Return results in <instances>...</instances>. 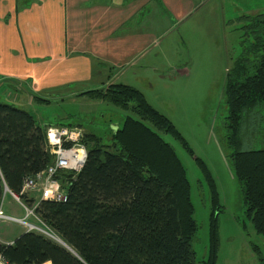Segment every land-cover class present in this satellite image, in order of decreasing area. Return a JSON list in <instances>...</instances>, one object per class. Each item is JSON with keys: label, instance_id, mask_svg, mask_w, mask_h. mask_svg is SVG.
Returning <instances> with one entry per match:
<instances>
[{"label": "trees", "instance_id": "trees-1", "mask_svg": "<svg viewBox=\"0 0 264 264\" xmlns=\"http://www.w3.org/2000/svg\"><path fill=\"white\" fill-rule=\"evenodd\" d=\"M246 18L251 40L227 74L224 127L245 215L264 240V149H241L264 120V13ZM78 96L104 101L137 118L126 116L106 139L84 132L87 158L65 186L67 200L41 201L35 209L72 252L41 234L24 232L12 245L0 243L4 259L10 264H216L221 207L215 184L195 158L209 182L212 204L208 253L198 259L192 246L198 225L190 185L174 149L160 135H172L193 155L173 124L127 85L110 84ZM33 100L50 102L37 96ZM244 119L251 121L242 133ZM48 127L29 112L0 102V202L4 187L19 194L25 177L53 161L46 148Z\"/></svg>", "mask_w": 264, "mask_h": 264}, {"label": "rangeland", "instance_id": "rangeland-1", "mask_svg": "<svg viewBox=\"0 0 264 264\" xmlns=\"http://www.w3.org/2000/svg\"><path fill=\"white\" fill-rule=\"evenodd\" d=\"M194 1L196 7L180 22H174L165 9H158L161 21L148 33L155 35V44L127 69L116 70L112 84L127 85L142 93L192 150L193 155H189L172 135L160 133L174 149L190 185L193 217L198 225L192 245L197 258L202 259L208 253L212 204L209 182L195 158L202 161L215 184L221 207L216 218V264H260V258L264 261V240L254 232L245 215L242 194L229 160L224 85L227 74H232L235 61L245 53L247 41L251 40L246 35L249 23L246 17L263 14L264 0ZM2 83L0 102L29 112L42 126L72 125L106 139L126 116L137 118L129 111L85 96L63 101L52 99L48 103L32 101L16 86L10 89ZM101 85L84 88L91 90ZM250 121L244 119L242 133ZM261 124L255 133L249 134L241 149H264V120ZM1 203L6 214L24 217L23 209L9 194L3 195ZM24 230L21 224L2 222L0 241L16 239Z\"/></svg>", "mask_w": 264, "mask_h": 264}, {"label": "crops", "instance_id": "crops-1", "mask_svg": "<svg viewBox=\"0 0 264 264\" xmlns=\"http://www.w3.org/2000/svg\"><path fill=\"white\" fill-rule=\"evenodd\" d=\"M196 5L194 0H0V83L16 86L32 101L34 96L79 99L87 86L112 84L116 70L127 69L155 44L148 33L161 21L158 9L180 22Z\"/></svg>", "mask_w": 264, "mask_h": 264}, {"label": "built area", "instance_id": "built-area-1", "mask_svg": "<svg viewBox=\"0 0 264 264\" xmlns=\"http://www.w3.org/2000/svg\"><path fill=\"white\" fill-rule=\"evenodd\" d=\"M84 134L81 128L75 126H51L46 129V148L53 161L43 170L25 177L19 194L4 187V194H9L19 204L24 211V217L7 215L0 203V223L15 222L23 225L25 232L41 234L52 240L57 238L35 214V209L41 201L62 203L67 200L65 186L80 172L87 158V149L82 141ZM32 193L36 196H31ZM29 219L34 220L29 222ZM0 264H10L1 253Z\"/></svg>", "mask_w": 264, "mask_h": 264}, {"label": "water", "instance_id": "water-1", "mask_svg": "<svg viewBox=\"0 0 264 264\" xmlns=\"http://www.w3.org/2000/svg\"><path fill=\"white\" fill-rule=\"evenodd\" d=\"M59 244H60L62 247H64L65 249H67L68 251L72 252V251L69 249V247H68L65 243H63L61 240L59 241Z\"/></svg>", "mask_w": 264, "mask_h": 264}, {"label": "flooded vegetation", "instance_id": "flooded-vegetation-1", "mask_svg": "<svg viewBox=\"0 0 264 264\" xmlns=\"http://www.w3.org/2000/svg\"><path fill=\"white\" fill-rule=\"evenodd\" d=\"M110 85V84H109ZM108 86V85H107ZM107 86H105L104 88H106ZM104 88H100V89H104ZM91 90H98V89H91ZM89 91V90H86ZM85 92V91H84Z\"/></svg>", "mask_w": 264, "mask_h": 264}, {"label": "bare ground", "instance_id": "bare-ground-1", "mask_svg": "<svg viewBox=\"0 0 264 264\" xmlns=\"http://www.w3.org/2000/svg\"><path fill=\"white\" fill-rule=\"evenodd\" d=\"M54 239H55V238H54ZM59 241H60V239H56V240H55V242H57L58 244H59ZM59 245H60V244H59Z\"/></svg>", "mask_w": 264, "mask_h": 264}]
</instances>
